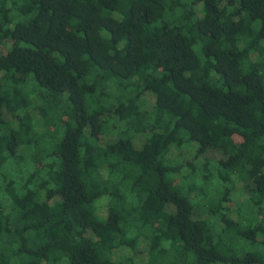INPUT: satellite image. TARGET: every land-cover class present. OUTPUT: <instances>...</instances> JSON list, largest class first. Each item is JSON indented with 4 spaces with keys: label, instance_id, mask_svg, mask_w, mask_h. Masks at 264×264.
<instances>
[{
    "label": "trees",
    "instance_id": "1",
    "mask_svg": "<svg viewBox=\"0 0 264 264\" xmlns=\"http://www.w3.org/2000/svg\"><path fill=\"white\" fill-rule=\"evenodd\" d=\"M192 142L220 158L183 187L166 154ZM141 241L264 264V0H0V264H140L114 252Z\"/></svg>",
    "mask_w": 264,
    "mask_h": 264
},
{
    "label": "rangeland",
    "instance_id": "2",
    "mask_svg": "<svg viewBox=\"0 0 264 264\" xmlns=\"http://www.w3.org/2000/svg\"><path fill=\"white\" fill-rule=\"evenodd\" d=\"M114 95H115V92L113 91V89H108L107 95H105L102 98L103 99L102 103L106 107H110L113 103ZM145 100H146V102L144 103V105L148 109L152 105V101H153L152 97L150 95H147L145 97ZM29 111L33 115L34 118L38 117L34 108L30 107ZM106 115L109 116L108 118L110 121L117 123V119L115 118V116L113 114H111V112H105L104 116H106ZM6 118L9 119L10 115L7 114ZM114 138H116L114 132L106 131L104 133V135L102 136L100 143L105 144L106 142L112 141ZM143 140H144L143 136H141V135L136 136L134 138L135 146L140 147L142 145ZM197 148H198V144L196 142H192L189 145L187 144V145L183 146L182 149L178 152H177V149L172 148L166 154V156L169 159H171V160L174 159V160H177V162L182 163L181 172L174 176L176 179V182H178L180 186H183V187L188 186L189 187L192 185V182L195 183L193 181L194 179L198 182V179L200 177V174L196 173L195 175H193V178H186L185 177V178H183L184 180H181L183 174L185 176H189L188 174L191 172L188 163H192L195 167H201L202 164L205 163L208 158H213L212 160H208V163L211 164V166H210L211 171H213V173L215 171L214 165H212V164H215V165L217 164L216 161H214V159L220 158L219 152L215 151V150H208L203 154H198V153H196ZM245 195L246 194H242V188L240 187L239 183H237L229 195L231 198V204L229 206L228 211L230 212V215L232 217L237 216V213L235 212V208H236L235 202L238 200H241L243 197H245ZM106 201H107L106 198H100L98 201H96L97 211H98L100 217L106 216V213H107ZM193 217L194 218H201V217L207 218L208 217L209 221L212 223V225H214L218 229L220 228V223H221L220 218H218L216 216L209 215L207 207L204 204L195 205V207L193 209ZM145 249H147L146 245L143 241H141L139 244L137 243L135 249L129 250L127 248H120V249L116 250L114 252V258H122L123 259L124 256L132 255L133 259L136 262L143 264L145 262V256H144L145 251H146Z\"/></svg>",
    "mask_w": 264,
    "mask_h": 264
}]
</instances>
